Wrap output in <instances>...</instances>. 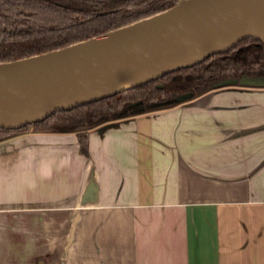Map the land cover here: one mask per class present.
<instances>
[{
	"label": "crops",
	"instance_id": "crops-1",
	"mask_svg": "<svg viewBox=\"0 0 264 264\" xmlns=\"http://www.w3.org/2000/svg\"><path fill=\"white\" fill-rule=\"evenodd\" d=\"M118 123L0 141V264H264V90Z\"/></svg>",
	"mask_w": 264,
	"mask_h": 264
},
{
	"label": "water",
	"instance_id": "water-1",
	"mask_svg": "<svg viewBox=\"0 0 264 264\" xmlns=\"http://www.w3.org/2000/svg\"><path fill=\"white\" fill-rule=\"evenodd\" d=\"M245 38L259 40L264 47V0H177L95 36L0 61V128L19 129L56 111L113 96L234 48ZM223 85L264 87V77L242 75ZM191 96L179 94L174 101ZM118 122H104L97 131ZM91 170L82 205L97 202ZM87 191L91 197L86 201Z\"/></svg>",
	"mask_w": 264,
	"mask_h": 264
},
{
	"label": "trees",
	"instance_id": "trees-1",
	"mask_svg": "<svg viewBox=\"0 0 264 264\" xmlns=\"http://www.w3.org/2000/svg\"><path fill=\"white\" fill-rule=\"evenodd\" d=\"M177 0H0V61L51 50L95 36L144 16L157 13ZM73 12L75 18L67 16ZM264 64V47L245 38L234 48L212 54L190 67L123 90L113 96L84 103L19 129L0 128V141L14 131L75 133L79 150L89 152L88 132L107 121L129 116L127 106L169 91H207L238 68ZM133 113V112H132Z\"/></svg>",
	"mask_w": 264,
	"mask_h": 264
},
{
	"label": "flooded vegetation",
	"instance_id": "flooded-vegetation-1",
	"mask_svg": "<svg viewBox=\"0 0 264 264\" xmlns=\"http://www.w3.org/2000/svg\"><path fill=\"white\" fill-rule=\"evenodd\" d=\"M67 14V16H70L72 18H75L74 15V11ZM234 73L228 74L226 78H224L220 83H222L224 80L226 79H232V78H238L242 75H246V76H250V77H264V64H259L257 63L256 65H254L253 67H245L243 68H238V70H233ZM220 83L218 86H215L211 89H208L205 92L199 93V94H195V91H169V92H165V93H161L159 96H157L154 99H150V100H146V101H142V100H136V101H140L139 103L133 104V101L130 103L129 106H127L126 108V112L129 114V116L125 117V118H117L115 120H125V119H129L132 116L138 114V113H146L149 111H153V110H159L161 108H170V107H176L178 104H183V103H187V102H191L192 100L206 94L209 91H219L222 90L223 88H227V89H231V90H244V91H254V90H264V87H259V86H243V85H238V87H235L233 85H223L220 86ZM230 87H233L235 89H232ZM185 93H190L192 96L190 99L184 100V101H179V102H175L174 98L177 97V95L179 94H185ZM133 112V113H132ZM23 131V130H22ZM22 131H14V132H10L7 133V135L2 136L5 137V139L7 137H10L14 134L20 133ZM88 155V154H87Z\"/></svg>",
	"mask_w": 264,
	"mask_h": 264
},
{
	"label": "rangeland",
	"instance_id": "rangeland-1",
	"mask_svg": "<svg viewBox=\"0 0 264 264\" xmlns=\"http://www.w3.org/2000/svg\"><path fill=\"white\" fill-rule=\"evenodd\" d=\"M156 110V109H155ZM158 110V109H157ZM160 110V109H159ZM95 128V127H94ZM29 131H31V130H29ZM56 133H59V132H56ZM70 133H73V132H70ZM75 134V133H74Z\"/></svg>",
	"mask_w": 264,
	"mask_h": 264
}]
</instances>
